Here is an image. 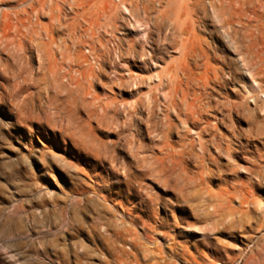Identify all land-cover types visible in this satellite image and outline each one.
<instances>
[{
  "label": "rangeland",
  "instance_id": "1",
  "mask_svg": "<svg viewBox=\"0 0 264 264\" xmlns=\"http://www.w3.org/2000/svg\"><path fill=\"white\" fill-rule=\"evenodd\" d=\"M141 1L143 5L149 4L148 12L141 8L142 12L139 10L138 13H142L151 28L153 21L159 22L163 18L162 21L168 24L163 23L164 31L154 26L149 29V36V26L136 23L132 12L122 8L109 11V25L97 29L94 38L87 34L85 41L78 44V50L93 55L91 46L100 47L98 39H101L106 43V47L102 45L101 48L108 49L112 57V64L107 62L103 66L104 74L93 91L104 101L118 100L119 109L117 111L112 107L108 115L110 119L106 117L105 123L104 120L98 123L96 117L90 122L94 130L90 143L95 149L100 147L102 151L106 150L111 163L109 158L100 159L78 148L54 125L59 119L53 115L55 110L49 109L51 105L47 106L50 102H47L48 98L71 109L69 113L80 119L83 117L82 120L87 119L88 110L85 109L89 108L82 103L76 107L67 97L68 88L62 85L66 78L62 76L69 67L68 62H63L60 52L51 59L43 53L42 47L39 50L35 48L40 41H44L40 40L44 36L30 39L33 50L23 49L18 40L10 41L7 45L0 41V264H119L120 261L129 264H209L215 261V247H229V253L237 259L238 248L249 250L264 234V228L244 231L240 227L246 218L242 214L249 213V210L250 216L259 222L264 219V118L259 116V122L254 126L245 122L238 124L246 132L248 146L235 160H229L224 154L216 155L218 150L213 147L210 154L214 161L205 160L201 166L194 155L199 150L197 130L186 122L182 112L178 113L168 105L167 77L175 71V61L181 57L180 39L191 35L195 38L190 36L189 42L196 46L191 47L196 51L193 54L198 60H189L191 72H194L189 74L192 76L190 80L185 75L186 79L199 88V81L194 82L193 77L200 80L204 72L209 73L208 89L214 92L211 97L213 101L226 102L228 90L234 88L242 90L249 98V106L255 107V98L248 87L250 81L243 79L240 72L234 84L220 85L212 79L215 74L229 79L228 59L233 56L238 58V55L230 54L225 44L230 21L228 0H188L190 5L188 3L186 7L190 9L183 6L188 10L186 14L179 4L187 3L186 0ZM141 1L134 0V3ZM249 1L247 16L256 23V17L250 11L258 2ZM1 2L0 17L2 11L8 8ZM213 7L219 11L218 16ZM78 10L87 13L92 11V7L86 5ZM178 14L183 19L188 18V21L184 19L181 22L180 15L176 16ZM70 15L72 18L75 13L71 12ZM190 15L192 21L196 20L193 22L196 23L194 28L189 27L194 34H190L191 31L188 34V29L181 34L184 27L178 25L175 30L180 31L175 34L174 30L173 35L171 30L176 24L191 21ZM146 17L149 19L146 20ZM176 18L178 21L174 24ZM41 22H50L49 16L41 18ZM170 23L175 25L174 28ZM235 26L240 27L239 24ZM165 30L172 34L171 40H175L174 44L167 46L168 51L161 48L164 44L160 37L166 33ZM56 34L57 38H62L68 32ZM108 38L112 40L111 43H107ZM118 42L121 50L117 49ZM130 46L138 51V57L129 54ZM199 53L205 54L200 56ZM93 62L98 68L99 64ZM83 67L73 66L78 70ZM179 74L183 78L184 74ZM185 76L183 81H186ZM119 78L123 81L122 85ZM22 99L27 102L28 109L34 111L36 108L34 115L43 108L47 109L39 113L43 118L51 112V123L33 117L20 123L17 102H22ZM41 103L42 108L39 107ZM113 113V116L116 115L114 118L111 116ZM216 115L210 113V122L215 125L210 127V135L205 139L215 135L228 137V120L220 124L217 122L220 114ZM255 126L259 129L254 130ZM192 138L196 140L192 157L184 155L183 159L178 158L182 165L175 167L166 162L168 167L163 169L164 155L172 150L170 146L175 144V149H181V143H190ZM98 143L102 147H97ZM110 147L114 148L113 152ZM183 166L187 167L189 174L197 176L201 175L203 167L205 171L208 170L203 176L208 174L210 179L202 186L203 189L187 181L190 187L185 185V176V179L181 177L182 181H178L179 176L184 175L181 173ZM243 184L255 197L248 205L241 203L238 192ZM183 188L187 191L185 197ZM147 204H150L149 208ZM17 205L21 207L14 214ZM64 217L69 223L63 221ZM145 223L155 230L153 234L149 233L151 238L144 236ZM79 227L84 230L83 233L78 230ZM124 227L131 229L133 237H138L139 246L114 240L112 234ZM93 229L105 232L109 241L116 243L114 254L101 240L88 237L92 236ZM183 252L185 256H182ZM233 264H242V259L234 260Z\"/></svg>",
  "mask_w": 264,
  "mask_h": 264
},
{
  "label": "bare ground",
  "instance_id": "2",
  "mask_svg": "<svg viewBox=\"0 0 264 264\" xmlns=\"http://www.w3.org/2000/svg\"><path fill=\"white\" fill-rule=\"evenodd\" d=\"M1 1L6 6L8 5V8L2 11V14L0 17V41L7 45V44H9L10 41L15 42L16 40H18V44H21L23 46V49L25 48V50H33V48L30 47V44H32L33 41L32 42H30V41L34 40L36 37L38 39V37L40 38V37L44 36V38L43 37L40 38V40L43 39L44 41H42V42L40 41L35 46V48H37L39 50V48L42 47L44 50V52L43 51L42 52L44 54L46 53L47 57L49 56V57H51V59L53 56H56L58 52H60L63 62H68V67H69V70L67 69L68 71L65 74H63V76H62L63 78H66V82L62 81V85L67 86V88H68L67 97L71 98L73 104H75L76 107H79V104H81V103L84 106H86V108L89 107L87 109L84 108L85 111L88 110L87 119L82 120L83 117H82V119H80V118L74 117L71 113H69V111L71 109L69 110L66 107H62L60 104H57L56 102L51 101L50 100L51 98H48L47 102L48 101H50V102L47 103V106H48V104L51 105V107H50V105L48 106V107H50L49 109L52 108L53 111L55 110L53 112V115L55 118L59 119V122L55 123L54 125L58 127V130L60 131V133L65 134V137L66 136L69 137L70 140H72L73 143L78 148L86 151L89 154H93L100 159L105 160L106 158H109L110 156L106 152V150L102 151V149L99 147L102 144L99 145V143H98V145H97V147H99V149L102 151L101 152L99 149H95L94 145L92 143H90V141H93V140H91V138H92L91 135L94 134L93 133L94 130H92V127H90V122L95 117L97 118V122L98 121L101 122L104 119H106V117H108V115L111 114L110 111L113 110L112 107L115 108L116 110L119 109V103L120 102L118 100L113 98V99H110L108 101H104L98 94H96L93 91V88L96 86L100 77L103 76V74H104L103 66L107 62L111 63L112 57H111L110 51H108V49H105V48L102 49L101 48L102 45L106 47V43L104 41H102L101 39H98L99 43L101 45L100 47H97L95 45H92V46L90 45L93 55H88V54H85V53L81 52L80 50H78V44L85 41V39H86L85 36L87 34L91 38H94L96 36V33H97L96 30L97 29H99L101 26L107 27L109 25V22L111 19V14L108 13L109 11H115V10L117 11V10H121L122 8H124V9L132 12V14L134 16V21L136 23L148 25L149 22L145 21V19L142 16L141 8L144 10L145 13H147L148 12V6L147 5H149V4L143 5L144 3L141 0L140 1L142 2V4H140L141 2L140 3L137 2L138 4H136V3H134V0H1ZM150 1H152V0H150ZM186 1H187V3L184 2V4H183L180 0V2L183 5H181V3H179L180 8L185 10L184 11L185 14L188 12V10H186V9L189 8V7L188 8L186 7L188 5L189 1L188 0H186ZM192 2H191V4H192ZM250 2L251 1H249V0H228V7L230 8V11H229L230 17L229 16L228 17L230 18V21L228 23V25H229V30L227 33L228 39H227L225 44H226V49H228L230 54L238 55V58H235V56H233L234 58L228 59L229 76H230L229 79H223L221 76H218L217 74H215L212 77V79H214V81L219 83L220 85H222L223 83H233L234 84L238 80L237 77H238V74L240 72L243 79L250 81V84L248 86L249 92L252 94V97L255 98V102H256L255 107H253V108H251V106H249L248 96L244 92H242V90H237V89H234L232 87H231L232 89L228 90L229 98L226 102L213 101L211 97L214 94V92H213V90L210 91L208 89L209 83H210V78H211L209 73L205 74V72H204L205 76L204 75H202L201 77L199 76L200 80H197L198 77H196L195 74H193L196 77V80L193 77L194 82L195 81L200 82V83L199 82L197 83L199 88H196L195 85L191 84V82L189 80H190V78H192V76L189 74H192L194 71L191 72L192 69L190 67L191 64H190L189 60L194 59L195 62H197L196 60H198V59H196V57L193 54V52H196V51L193 49V47H191L192 45L194 46V48L196 46L192 42H189V40H190L189 37L191 35H188L189 37L185 38V36L184 35L182 36L181 34L186 33L185 29H188L187 33L189 31H191V30H189V27H192L194 24H196V23H193L194 21L196 22V20L192 21L193 19L191 20V15H190L189 20H191L192 22L191 21L187 22L188 18L187 19L184 18L187 21L185 23L178 24L180 21L177 23L176 21H178V20L176 18V20L174 21V24L177 23L176 24L177 26H175L173 23H170L172 25V27H173V25L175 26V28L173 27L174 29L172 28L173 30L170 29L172 31L171 33H173V35L177 34L176 31H180V29L175 30L176 27L178 28V25H179V27L180 26L184 27V28H182V30L184 29L183 30L184 33L180 34L178 32V34H180L185 39L181 38L180 39L181 43L179 42L180 40L177 41V43L178 42L180 43L179 45H180L181 50L180 49L179 50L181 52V57L178 59L177 62L175 61V64H176V65L174 64L175 67L172 65V68L174 67L175 71L170 72L169 76L167 77V84L169 86V89L167 92V97L169 98L168 99L169 100L168 105L171 106V108H173L175 111L177 110L178 113L182 112L184 114L186 122H188L190 124V126H192L194 129L197 130V135H198V143L197 144H199V150H196L194 152V148H196V147H194L195 142H196L195 138L194 139L192 138V141H190V143H185V142L181 143V146H182L181 149H177V148L175 149V147H176L175 144H174V146H170V148L172 150L168 151L167 155H164V156H166V158L162 164L163 169H164V167H168V164H166V162L169 163L171 167L182 165L181 164L182 161L179 159H183L184 155H188V158L192 157L193 152H194V155L197 157L199 164H201V166H203L202 163H204L205 160L214 161V159H213L214 157H212V155L210 154L213 147L217 148V150H218L216 155L221 156V154H224L225 156H227V158H229V160L230 159L232 161L235 160V158L239 156L238 154L243 153V151H245L246 147L248 146L247 141H245L248 138V137H246V134H245L246 132L243 131V129H241L238 126V124H240V122H242V123L245 122V123H248L249 126L250 125L254 126L255 123L259 122V119H258L259 116H260V118H264V0H257V1L254 0V3L258 2V5L255 4L252 6V4H253V2H252L251 3V6H252L251 9L254 7L252 10L248 7L251 10L250 13L254 14V16L256 17V23H254L250 20V18H251L250 16H247L248 10L246 9V6ZM86 5L92 7V11L87 12V13H80L78 10L79 7H83V9H84ZM141 5H143V6H141ZM184 5H185L186 9H184V7H183ZM189 5H190V3H189ZM211 5H214V4L212 3ZM134 6H135V8H133ZM168 6H170V4ZM149 7L151 8V6H149ZM68 9H70V10H68ZM135 10L137 11L136 15L134 14ZM139 10H141L140 13H138ZM214 10L216 13L217 12L219 13V11H217L215 8L213 9V11ZM71 12L75 13V15L72 18L70 15ZM218 13H217V16H218ZM179 15L180 14H178L176 16H179ZM46 16L47 17L49 16L50 22L44 24L41 22V18H44ZM208 16H209V14H208ZM33 17H35V20H33ZM180 17H181V15H180ZM102 19L104 21H102ZM147 19H149V18L146 17V20ZM162 19L163 18H161V21H162ZM164 19H165V16H164ZM181 19H182L181 22L185 21L182 17H181ZM161 21H159V22L153 21L154 26L160 31H162L164 29V24H167L166 23L167 21L166 22L162 21V23H160ZM153 23H152V25H153ZM236 24H239L240 27H236L235 26ZM150 25H148L149 28L147 30L152 29L154 27L153 26L151 28ZM185 26H186V28H185ZM168 28H170V27H168ZM193 28H194V26H193ZM174 30H175V34H174ZM60 31H62V32L66 31V32H68V34H66V37L64 36L62 38L61 37L57 38L56 33H60ZM166 31L167 30H165V32ZM168 33L166 32L164 35H161L162 38L160 37L161 43L164 44V47H162L163 45L162 46L160 45V46L165 51H168L167 46H169L170 44H174L173 43L174 39L171 40L172 38H170V35L172 37V34H170V32H168ZM189 33L194 34L193 31H191ZM148 34L150 36L151 30L148 31ZM153 34H154V30H153ZM162 34H163V32H162ZM64 35H65V33H64ZM176 37H178V35L175 36V38ZM28 38H29V40L27 41ZM173 38H174V36H173ZM191 38L194 39L195 37L191 36ZM192 39H191V41H192ZM106 41H107V43L112 42V40L109 38L106 39ZM156 41H157V39L154 42L156 43ZM164 41L166 42V45H165ZM68 42H70V43L68 44ZM89 42H90V40H89ZM159 42H160V40H159ZM193 42H194V40H193ZM120 45H121L120 42H118L117 43V49L118 48L120 49V47H121ZM31 46H33V44ZM178 48H179V46H178ZM119 52H121V51H119ZM128 52L133 57H138V55H139L138 51H136L132 46L128 47ZM204 54H200V56H202ZM119 56L121 58V56H122L121 53H119ZM199 57H197V58H199ZM53 59H56V57ZM93 60L95 61V63L99 64L98 68H96L93 65V63H94ZM114 63H115V60H114ZM57 65H58V63H57ZM75 65L82 66V67H83V65H87V67H85V68L83 67V69L78 70V69L73 68V66H75ZM180 72H182L184 74V76L186 75L189 80L186 79V76H185L186 81H183L184 76L182 75L183 76V78H182L179 74ZM189 72H191V73H189ZM122 84H123V81L121 80L120 85H122ZM18 92H20V91H18ZM16 93H14V94H16ZM61 93H63V92H61ZM16 95H18V94H16ZM59 100H61V99H59ZM66 100H68V99H66ZM26 101L23 100L22 102H19V101L17 102L18 103L17 104L18 105L17 106L18 107V109H17L18 121L20 123H24L28 119V117H33V118H36L40 121L43 120L49 124L51 123L50 117H49V114L51 112L49 114L44 115V118H43L42 115H40L39 113H40V111L42 112L46 108H43V110L40 109V111L37 108L39 113L38 114L36 113L37 115H34L36 108L34 111L31 108L28 109L27 105H26L27 104ZM63 103H64V101H63ZM41 105H42V103L39 104V107H41ZM28 106H29V104H28ZM27 110H30L29 113L27 112ZM46 111H47V109H46ZM49 111H51V110H49ZM262 112H263V114H261ZM45 113H47V112H45ZM210 113H215L217 115L220 114V117L217 121L220 124H222L223 122L228 120V122H229L228 126L230 127V129L228 130V137L227 138L224 135H215L214 137H211L209 139H205V136H207L208 134L210 135V131H211L210 127H212V126L214 127V125H215V124L212 125L210 122V118H209ZM113 115H114V113L111 116H113ZM45 116H46V118H45ZM115 116H113V118ZM108 118L110 119V117H108ZM103 122L105 123L106 120H104ZM216 125H217V123H216ZM257 128L258 127L253 128V129L256 130ZM246 131L250 132V130L249 131L246 130ZM91 133H93V134H91ZM251 133H253V132H250V134ZM96 142H97V140H96ZM94 144H96V143H94ZM170 145H172V144H170ZM165 146H167V145H165ZM106 148L108 150V147H106ZM110 149H111V147H110ZM112 149L114 150V148H112ZM113 150L111 152H113ZM116 153L117 152L115 151L114 156L116 155ZM244 153H246V152H244ZM107 155L109 157H107ZM164 156H163V158H164ZM111 158H115V157H111ZM109 160L111 163L112 160L110 158H109ZM109 160H108V162H109ZM160 160H161V158H160ZM115 161H117V160H115ZM156 162L157 161H155L154 163H156ZM231 166H232V163H231ZM150 168L152 169V167H150ZM146 171H148V170H146ZM181 171H182L181 173H184V175L179 176V177L183 178L185 176L189 180L188 181L186 179L185 181H183V183L187 181V182H189L188 184H194V186L195 185L201 186V189H203L202 186L205 185L206 181L208 179H210L208 174H206L207 175L206 177L203 176V174H205V172L206 173L208 172V170L205 171L204 167H203V170L201 172V175L200 176L198 175L199 177L197 175H191V173L189 174V171H188L187 167H185V166H183L181 168ZM210 171H212V170L210 169ZM164 172L166 173V171H164ZM147 173H149V171ZM151 173L153 174V172H151ZM156 173H158V171ZM180 178L178 181H180V180L182 181V178L181 179ZM175 179H177V178H175ZM183 179H185V178H183ZM178 181H177V183H178ZM187 182L184 184L186 185ZM127 184H129L128 181H127ZM168 186H170V185H168ZM246 186H245V184H243L241 186V188L238 189V192L240 193V196H241L240 197L241 203L248 205L251 203V200L255 197H254V194L251 193V190H249V188H247ZM188 187H190V186L188 185ZM192 188H189V189H192ZM172 189L174 190V188H172ZM183 190H184V188H183ZM189 191L190 190H188V192ZM186 192L187 191L183 192V194H185ZM208 192H210V190ZM183 196L185 197L186 194ZM183 199H185V198H183ZM143 201L147 202V199H144ZM149 205L150 204H147L148 208H149ZM20 207H21L20 205H17L15 207V209L13 210L14 214H17L19 212ZM242 215H244V217L246 216V218H244V219L242 217L243 223H241V226H240L241 228H244V231H245V229H249L250 231H257L260 228H264V219L261 222H259L258 219L250 216V210H249V213L245 212ZM64 219L65 220H63V221L65 223H69L66 217H64ZM144 228H145L144 236L151 238V236H148V235H149V233L153 234L155 232L154 228L152 226H149L147 223L144 224ZM78 230L82 233L84 232V230L80 227ZM105 230H107V229H105ZM112 235H113L112 237H115L114 240L117 241V243L120 241V242H123L125 244L128 243L133 247L139 246L140 240L138 239V237H133V232L131 231V229H128L126 227L119 229V230L117 229ZM88 237L97 239L99 241L101 240L102 243L105 244V246L107 247L109 252H111L113 254L115 253L116 243L113 244L112 243L113 241L112 242L109 241L110 238L108 239L106 237L105 232H102V231L99 232V231L93 229L92 236H88ZM117 246H118V244H117ZM222 247L224 249H222ZM222 247H215L213 249L215 252V261H213L209 264H233L234 260H238V259H242V264H264V234L262 236H260V238H258V241L249 250H247V248H245V247L244 248H241V247L238 248L239 256L237 257V259L235 257L231 256V254L229 253V247L223 246V245H222ZM233 250H236V248H234ZM144 256H146V254ZM182 256H185L184 252L182 253ZM122 262L123 261H120L119 264H129V262H125V261L123 263Z\"/></svg>",
  "mask_w": 264,
  "mask_h": 264
}]
</instances>
